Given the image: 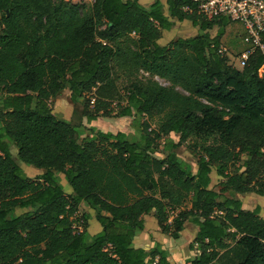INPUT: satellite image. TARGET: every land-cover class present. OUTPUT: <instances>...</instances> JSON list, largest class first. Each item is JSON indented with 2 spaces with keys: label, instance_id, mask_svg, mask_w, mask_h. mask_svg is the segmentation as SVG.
Here are the masks:
<instances>
[{
  "label": "trees",
  "instance_id": "trees-1",
  "mask_svg": "<svg viewBox=\"0 0 264 264\" xmlns=\"http://www.w3.org/2000/svg\"><path fill=\"white\" fill-rule=\"evenodd\" d=\"M166 5L168 15L161 0H0V264H168L160 245L134 244L152 212L174 239L187 221L199 226L191 264H264V217L241 198L264 196V51L238 69L219 52L229 17L207 19L193 0ZM174 20L199 31L162 44ZM66 89L73 122L50 104ZM101 116L146 117L141 139L94 127L80 135L82 118ZM190 139L196 172L176 153ZM12 145L21 162L44 169L37 179ZM214 169L220 190L211 187ZM83 203L102 227L93 236L90 214L75 227Z\"/></svg>",
  "mask_w": 264,
  "mask_h": 264
},
{
  "label": "rangeland",
  "instance_id": "rangeland-1",
  "mask_svg": "<svg viewBox=\"0 0 264 264\" xmlns=\"http://www.w3.org/2000/svg\"><path fill=\"white\" fill-rule=\"evenodd\" d=\"M146 6H150L154 0H141ZM164 4V7L166 6L165 2L166 0H161ZM87 4H90V0H87ZM199 29L195 27L191 21L185 20V21H178L174 20V25L170 30H164L163 36L160 40L162 44H167L172 40H175L177 38H188L196 35L198 33ZM217 30L213 31V35H215ZM244 27L236 22H232L226 29L225 35L222 37V46L228 49V52L232 53L234 58L230 57L229 62L236 66L238 69H242L241 65L238 64V59L240 57L241 52L247 48L246 43L243 41V35H244ZM264 66L261 68L260 72H263ZM140 77H146L147 75L143 72L140 73ZM155 80L160 82L162 85L165 86H171V83L163 79L159 76L154 77ZM128 78L124 75H121L120 78H118V85L121 90V103L125 104V91L124 88L128 84L127 82ZM177 89L181 92H185L181 87H177ZM2 94H0V106L2 102ZM119 101L114 102V110H117V106H115ZM53 113L58 116L59 118L68 120V121H74L76 117H79L75 115V104L71 102L70 98V91L68 89L62 91L57 97L52 98L50 101ZM79 111V110H78ZM121 117H100L98 118L96 125H93L94 122H89L86 118H82L81 122L80 120H77V122H80V130L79 133L81 136L90 135V132L88 131V128L94 127L96 130H101L104 132H123L127 138L131 141H135L137 139H141L142 134L139 127V121H144L147 118L146 117H123L122 120L118 119ZM120 120V121H119ZM94 121V120H93ZM151 126L153 129H158L159 124V118H155L153 120H150ZM121 124V125H120ZM90 126V127H89ZM171 137L175 141H179V136L176 134H172ZM194 139L188 140V142L180 146L176 149V153L178 156L188 162L191 166V169L193 172L197 171V162H198V149L196 151L194 144ZM163 143L160 144V151L156 153V156L162 157L163 156ZM11 151L16 158V160L20 163L22 169L24 170L25 174L28 175L32 179H37L41 173L44 172V169L35 167L33 165H28L24 162H21L18 158V150L15 145H12ZM246 157H244L245 159ZM61 183L64 186V190L66 193L73 192L72 186L67 181L65 175L63 173H58ZM212 183L211 187L220 190L219 182L223 180L222 177H220L216 170L214 169L212 174ZM228 196H230V193H227ZM241 198L243 199V207L245 209L254 210L255 208L260 209V215L264 217V196L258 195L256 193H251L250 195H242ZM190 206V203L187 204ZM24 210L17 209L15 214H21ZM83 213L93 214V217L88 220V234L89 236H93L96 234L98 230H101V224L98 222L96 218V211L91 209L87 204L83 203L80 207V212L75 215L73 218H75V227L78 230H83V221L82 216ZM148 220L149 217H147ZM191 229V227H189ZM189 236V231H185L183 233L182 238H186ZM148 240H151V237L148 238Z\"/></svg>",
  "mask_w": 264,
  "mask_h": 264
},
{
  "label": "built area",
  "instance_id": "built-area-1",
  "mask_svg": "<svg viewBox=\"0 0 264 264\" xmlns=\"http://www.w3.org/2000/svg\"><path fill=\"white\" fill-rule=\"evenodd\" d=\"M193 1L197 3L199 12L207 19L211 20L216 17L226 16L244 27L243 40L247 44V48L241 52L238 59V64L242 68L246 65L250 54L256 48H261L264 51V43L262 41V34L264 33V0ZM185 9L189 10V7H185ZM219 52L234 58L233 54L228 52V49L222 45ZM229 63L231 64V62ZM145 74L148 75V73ZM154 264H158V262H154Z\"/></svg>",
  "mask_w": 264,
  "mask_h": 264
},
{
  "label": "crops",
  "instance_id": "crops-1",
  "mask_svg": "<svg viewBox=\"0 0 264 264\" xmlns=\"http://www.w3.org/2000/svg\"><path fill=\"white\" fill-rule=\"evenodd\" d=\"M68 1H72L73 3H86L87 2V0H68ZM155 1L156 0H154L153 2ZM90 2L92 3L93 0H90ZM164 10H165V13L168 15L167 5L165 6ZM122 118L123 117L118 118V119L122 120ZM97 120L98 119L92 121L94 122L93 125H96ZM71 193L73 192L71 191L68 192V194H71ZM251 193H247V195H250ZM92 217H93V214H91V218ZM147 217H149L150 220H148ZM144 218H145V229L139 234H137V236L134 239V244L136 247L151 249L155 247L156 245H160L162 249L168 253V264H191V261L198 255L196 251L190 249V244L195 239L198 233V230H199V226L197 224L187 221L185 223V229L181 233V237L178 239H174L170 235L163 233L162 229L160 228L158 224V220L155 217L154 212H152L151 214L145 215ZM189 227H191V229ZM186 230L189 231V236H187V239L182 238L183 233ZM100 231L101 230H98L96 234ZM150 237H151V240H148V238Z\"/></svg>",
  "mask_w": 264,
  "mask_h": 264
}]
</instances>
